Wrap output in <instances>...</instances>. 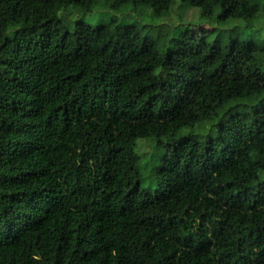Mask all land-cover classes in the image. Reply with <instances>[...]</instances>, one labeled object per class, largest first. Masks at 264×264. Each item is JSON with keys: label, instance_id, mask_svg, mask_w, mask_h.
I'll return each mask as SVG.
<instances>
[{"label": "trees", "instance_id": "obj_1", "mask_svg": "<svg viewBox=\"0 0 264 264\" xmlns=\"http://www.w3.org/2000/svg\"><path fill=\"white\" fill-rule=\"evenodd\" d=\"M180 1L218 22L264 17V0ZM172 2L0 0V264H264L260 28L160 48L134 23L70 30L57 15L145 5L160 17ZM207 121L203 138L182 133ZM138 139L163 152L155 191ZM202 204L241 234L174 239Z\"/></svg>", "mask_w": 264, "mask_h": 264}, {"label": "rangeland", "instance_id": "obj_2", "mask_svg": "<svg viewBox=\"0 0 264 264\" xmlns=\"http://www.w3.org/2000/svg\"><path fill=\"white\" fill-rule=\"evenodd\" d=\"M60 13L58 11L57 15L63 18L64 23H68L70 30L73 29L74 20L77 18L92 26L110 22L109 26L113 31L117 30V25L120 23H134L142 28L144 35L147 34L156 40L160 48L167 47L173 41L187 37L197 39L205 36L209 41L219 38L222 43L227 42L231 37L245 39L250 36L254 38L253 32L256 28H260L261 34L264 35V17L261 14L256 17L253 26L246 27L239 19L218 22L215 15L208 19L201 18L197 7L187 6L180 0H173L169 10L160 17H154L151 9L145 5H128L118 10L111 9L107 5H98L89 13L71 8H68L63 14ZM262 40L264 41V38ZM260 71L264 72L263 69H260ZM210 124V121L203 122L199 127L183 129L182 133L192 132L199 138H203L210 132ZM162 153L157 150L153 141L149 139L137 140L136 154L140 160L141 182L144 187H149L153 191L157 188V183L149 172L151 166L160 164ZM262 178H264V174ZM238 187L236 184H230L229 186L234 191ZM200 214V217L192 223L187 224V221L181 220L177 229L172 233L173 238L182 240V236L207 225H222L231 232L234 238L241 234V229L233 222L225 219L220 211L213 206L202 204ZM182 225H186V227ZM256 231L257 229L254 230V233Z\"/></svg>", "mask_w": 264, "mask_h": 264}]
</instances>
